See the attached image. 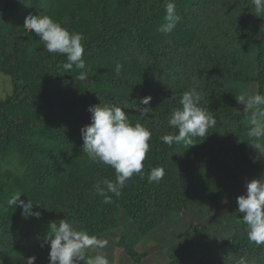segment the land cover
I'll return each mask as SVG.
<instances>
[{
	"label": "trees",
	"instance_id": "trees-1",
	"mask_svg": "<svg viewBox=\"0 0 264 264\" xmlns=\"http://www.w3.org/2000/svg\"><path fill=\"white\" fill-rule=\"evenodd\" d=\"M166 0H0V73L12 92L0 99V262L49 264L44 241L51 222L66 220L77 230L102 238L119 229L110 264L123 251L134 263L149 255L147 235L190 203L198 211L217 212L237 194L241 176L258 168L250 138L252 111L239 112L236 97L245 86L264 88V15L251 0H174L180 21L170 33L159 31ZM48 15L70 32L82 33L88 79L80 69L62 65L66 57L48 53L28 15ZM117 64L122 65L119 75ZM197 88L201 107L216 126L191 144L162 142L177 133L167 121L181 107L182 94ZM151 96L149 105L140 98ZM122 108L135 125L152 132L143 177L127 181L120 197L104 204L97 181L116 180L114 169L93 164L83 152L81 128L91 123L90 106ZM150 107L147 115L142 109ZM253 144V146L251 144ZM152 168H163L148 182ZM21 192L39 217L21 215L7 200ZM226 201V202H225ZM241 213H237L239 217ZM130 224L133 232H128ZM243 219L225 237L220 256L203 254L201 264H264V246L247 238ZM210 227L198 222L190 240L170 252L166 264H197L188 258L195 246L211 241ZM43 244V246H41ZM89 256L93 254L87 253ZM82 264V262H81Z\"/></svg>",
	"mask_w": 264,
	"mask_h": 264
},
{
	"label": "clouds",
	"instance_id": "clouds-1",
	"mask_svg": "<svg viewBox=\"0 0 264 264\" xmlns=\"http://www.w3.org/2000/svg\"><path fill=\"white\" fill-rule=\"evenodd\" d=\"M254 6V14L258 17L264 15V0H251ZM165 20L167 23L161 25L159 31L170 33L180 21L176 13L174 0H166ZM24 29L27 33L34 32L43 43L48 53L60 54L66 57L62 67L71 71L74 67L80 69L77 77L80 81L88 79L86 63L83 59L85 48L83 45V34L70 32L61 23L55 21L48 15H28L24 20ZM122 65L117 64L115 72L121 73ZM203 95L201 91L193 87L185 91L179 101L181 107L172 111L168 117V125L177 133H169L161 137L163 143L191 144L193 138H204L216 124V118L211 112L201 107ZM239 104L244 105V110L252 111L251 125L248 131L250 138L257 140L264 138V95L254 93L236 97ZM151 96L140 98V104L149 105ZM150 107L142 109L141 115H147ZM91 123L81 128L83 139V152L87 153L93 164L106 165L114 169L115 182L104 179L94 184L96 194L103 197L104 204L113 203L111 193L120 197L128 180L134 175L143 177L144 161L150 150L152 132L140 123L133 125L122 108L101 104L90 106ZM251 144V143H250ZM253 146V144H251ZM254 148L258 149L261 156L264 151L260 144ZM164 176L163 168H152L148 173V182L158 183ZM21 192L13 194L7 204L22 209L24 217H39V212H33L34 204L31 200L20 199ZM226 202V201H225ZM238 212L243 214V221L248 226L247 238L256 246H264V178L246 181V191L237 197ZM50 231L44 241L50 246L49 264H110L109 259L102 252L93 256L87 255L89 250L104 249L108 240L100 239L95 235H89L86 231L77 230L72 223L66 220L51 222ZM43 246V244L41 245ZM36 257L31 256L24 260V264H35ZM2 264V262H0ZM239 264H245L241 259Z\"/></svg>",
	"mask_w": 264,
	"mask_h": 264
},
{
	"label": "rangeland",
	"instance_id": "rangeland-1",
	"mask_svg": "<svg viewBox=\"0 0 264 264\" xmlns=\"http://www.w3.org/2000/svg\"><path fill=\"white\" fill-rule=\"evenodd\" d=\"M12 92V83L10 77L6 74L0 73V99L5 98ZM258 93V87L256 83H250L245 86V90L242 91V95H250ZM264 95V88L262 94ZM236 109L239 112H243L244 105L237 102ZM248 123L251 124V118ZM261 150L264 151V145L261 146ZM255 157L258 162V168L252 170L241 176L237 183V194L230 204L217 212L198 211L193 205L188 203L185 205L183 211L170 219L166 220L160 226L151 230L147 235V247H149V255L138 264H166L170 252L176 251L184 246L192 236V227L198 222L206 223L210 229L209 234L211 241L201 243L192 248L187 256L188 258L201 264L200 257L203 254H209L214 257H218L222 254V240L230 235L235 225L239 220L243 219L241 213L239 217H236L238 213L237 197L244 194L246 191V181L251 179L264 178V156L260 155L258 149L255 150ZM128 232H133V228L130 224L126 226ZM119 229L113 230L109 233L102 234L101 239L108 240V245L104 249H92L90 253L95 255L98 252H102L107 256L109 260L115 258L114 255V238L118 236ZM118 264H137L128 258L123 252L117 253Z\"/></svg>",
	"mask_w": 264,
	"mask_h": 264
}]
</instances>
